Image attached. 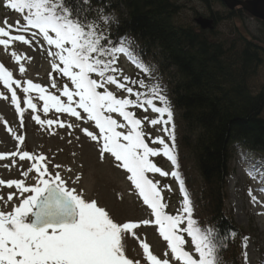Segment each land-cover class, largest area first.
Wrapping results in <instances>:
<instances>
[{"label": "snow or ice", "instance_id": "obj_1", "mask_svg": "<svg viewBox=\"0 0 264 264\" xmlns=\"http://www.w3.org/2000/svg\"><path fill=\"white\" fill-rule=\"evenodd\" d=\"M91 2L6 0L7 8L23 15V23L17 21L18 26L13 27L5 20L6 27L0 26V46L8 50L14 42L29 45L31 39L39 35L50 49H54L48 51L52 70L66 77L72 87L64 84L61 90L52 80L51 87L59 92V95L53 94L30 79L22 82L14 78V73L3 63H0V85L11 94V104L21 117V127L25 109L32 110L31 118L39 125L65 127L58 120L41 119L35 114L37 104L29 95L33 92L38 93V99L43 101L45 114L54 109L56 113H67L77 120L82 119L81 112L86 114L88 121H94L99 135L87 129L84 132L93 141L100 142L101 158L105 153L110 154L118 162L117 166L129 174L127 179L154 219L115 222L96 200H86L82 193L68 187L59 171L50 172L45 155L22 150L25 137L8 128L17 141L16 150L0 152V161L19 157L20 161L31 163L21 172L23 179H0V186L16 190L8 194L7 202L12 201L14 195L19 198L18 205H13L11 211L0 210V264H141L140 260L134 261L126 255L123 241L129 234L135 235L134 230L141 225L149 224L157 226L169 251L158 257L148 243L141 241L139 246L146 264H223L221 252L226 249V242L212 228H201L197 224L184 180L176 170L174 125L163 129L171 144L156 137L151 143L159 147H151L146 142L142 119L130 110L141 108L146 112L151 109L152 113L158 114L157 118L150 120L144 117L151 126L172 125L173 112L166 96L159 85L148 87L144 80H133L115 66L118 56L123 54L142 73H149V68L130 45L123 39L112 41L99 28L96 20L108 24L111 18L103 15V9L95 10L97 15L93 17ZM14 31L19 34H12ZM24 33H30V37L26 38ZM11 57L23 74L26 68L22 61L30 57L16 51L11 52ZM108 85H115L127 95L118 97ZM134 86L144 90H137ZM16 89L24 94V107H21ZM112 114H118L123 122H118ZM161 154L171 162L173 170L170 175L180 186L183 199L177 214L166 211L167 204L161 194L163 189L149 177L155 173L161 177L169 175L152 160ZM15 164L13 159L12 165ZM3 167L9 168L10 165L4 164ZM54 167L59 169L60 165ZM31 173H35L32 177L35 183L29 185L27 179ZM249 196L252 202H257L251 190ZM3 199L0 196V200ZM185 234L190 238L195 256L185 248ZM243 239L247 240L246 237ZM244 259L247 260L246 252Z\"/></svg>", "mask_w": 264, "mask_h": 264}, {"label": "trees", "instance_id": "obj_2", "mask_svg": "<svg viewBox=\"0 0 264 264\" xmlns=\"http://www.w3.org/2000/svg\"><path fill=\"white\" fill-rule=\"evenodd\" d=\"M91 7L93 17L97 9L111 17L108 24L101 20L96 23L112 41L123 39L139 54L141 62L154 68L156 76L152 77L132 65L133 77L128 76L144 80L148 87L159 85L166 96L173 124L163 128L174 125L176 170L184 180L193 218L201 228H212L226 242L221 252L223 264H243V238L249 240L252 233L241 230L233 214L227 212L226 189L236 145L260 156L264 163V85L259 93L250 87L251 79L264 66V41L240 33L228 44L211 38L220 22L245 16L240 8L230 11L225 7L223 17L211 12L214 29L204 31L196 25L176 24L174 18L182 9L176 0H92ZM6 10L10 15L15 13L7 6ZM120 55L115 65L118 69ZM51 77L60 83L68 81L54 71ZM111 88L118 97L127 95L115 85H108ZM130 110L140 119L145 113L141 108ZM143 130L147 141L149 129ZM164 136L171 144L166 133ZM182 199L179 197L181 205ZM189 240L186 238L185 248L193 252Z\"/></svg>", "mask_w": 264, "mask_h": 264}, {"label": "rangeland", "instance_id": "obj_3", "mask_svg": "<svg viewBox=\"0 0 264 264\" xmlns=\"http://www.w3.org/2000/svg\"><path fill=\"white\" fill-rule=\"evenodd\" d=\"M176 3L182 7L180 13L174 18L178 26H195L197 17L209 18L211 12L218 13L219 17H223L227 11L225 6H222L217 0H176ZM5 20L13 27H17V21L23 23V15L17 12L10 15L6 10L5 1L0 0V26L6 27ZM216 28L217 34L211 38L221 43L228 44L238 33L249 39L259 38L264 41V27L261 21L248 14H245L242 19L224 20ZM12 34L19 33L14 31ZM24 34L26 38L30 37V33ZM49 50L54 51L43 41L42 37L37 35L31 39L29 45L14 42L8 50L0 46V63H3L14 73V78L20 79L22 82L30 79L34 83L41 84L53 94L59 95L57 89L51 87L52 80L57 82L61 90L64 84H68L69 88L72 86L69 80L60 83L59 79L51 77L53 70L51 68L52 58L48 56ZM12 51L30 57V59L22 61L26 68L23 74L19 72V65L11 57ZM118 64L123 75L133 77L131 72L134 71V68L129 62L127 63L123 55H120ZM147 67L149 68L148 74L155 77L156 74L152 65H147ZM262 85H264V66L259 68L257 75L250 81V87L254 93H259ZM16 91L21 100V107H24L22 103L24 94L20 89H16ZM110 91L114 93V88H111ZM29 95L37 104L36 115H39L41 119L58 120L64 123L65 127L61 128L59 124L52 126L37 124L31 118L34 114L31 109H25L23 127H21V117L16 113L15 106L11 104V94L0 85V152L16 150L17 141L8 132V128H11L16 134L25 137V141L21 145L22 150L37 155H45L50 172L59 171L68 187L75 188L82 193L86 200H96L98 206L104 207L115 222H139L144 219H154L151 217V210L143 204L134 186L127 179L129 174L117 166L118 162L110 154L105 153L101 158L100 142L93 141L84 132V129H87L94 135H99V130L95 128L94 121H88L83 112H81L82 119L80 120L67 113H56L54 109H50L45 114L43 101L38 99L39 94L33 92ZM62 99L66 100V98ZM112 115L118 122H123L118 114ZM144 117H148L150 120L157 118L158 114L152 113L151 109H148L142 113L141 119L146 124L143 128L149 129L146 142L151 147H159V145H153L151 140L156 137L165 138L163 124L151 126L148 120H144ZM262 118L264 119V111ZM69 124L72 125L71 128L68 127ZM233 157L229 165L231 173L227 180L226 210L233 214V221L241 230L252 233L248 236L249 240L244 243L246 247H243V255L245 252L247 253V260L244 259L243 264H264V163L261 162L260 156L253 152L250 153L238 145L234 148ZM153 158V162L158 161L159 165L157 166L162 171L168 172L169 175L161 177L159 173H155L149 174V177L158 184L164 182L161 194L163 202L167 204L166 211L169 214H175L181 205L179 203L180 186L176 179L170 175L172 166L167 158L162 154ZM13 159L16 160L14 166L12 165ZM30 163L27 160L20 161L19 157L0 161V179H23L21 172L26 170ZM4 164L10 165V167L4 168ZM55 165H60V168H55ZM34 176L35 173L30 174L27 184L35 183L32 178ZM77 177H79L78 180ZM250 190L252 195L257 198L255 203L249 196ZM15 192L14 187L9 189L0 186V196L4 197L3 200H0V210L11 211L13 205H18L19 198L17 195H14L12 201L7 202L8 194ZM134 232L135 235L129 234L123 241L126 255L134 261L140 260L141 264H146L143 258V250L139 246L141 241L148 243L150 250L158 257H163L169 251L166 242L159 236L157 226L154 224L141 225ZM186 238L190 239L187 236ZM188 242L189 246L192 247L190 240Z\"/></svg>", "mask_w": 264, "mask_h": 264}, {"label": "water", "instance_id": "obj_4", "mask_svg": "<svg viewBox=\"0 0 264 264\" xmlns=\"http://www.w3.org/2000/svg\"><path fill=\"white\" fill-rule=\"evenodd\" d=\"M228 10L233 11L240 8L244 13L254 19H258L264 25V0H219ZM195 25L204 31H213L214 21L206 17H197Z\"/></svg>", "mask_w": 264, "mask_h": 264}, {"label": "flooded vegetation", "instance_id": "obj_5", "mask_svg": "<svg viewBox=\"0 0 264 264\" xmlns=\"http://www.w3.org/2000/svg\"><path fill=\"white\" fill-rule=\"evenodd\" d=\"M243 1H245V0H243Z\"/></svg>", "mask_w": 264, "mask_h": 264}]
</instances>
